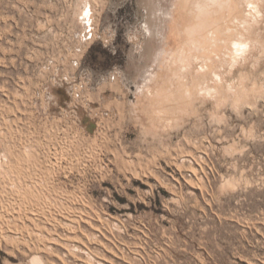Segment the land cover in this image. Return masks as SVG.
Segmentation results:
<instances>
[{
  "label": "rangeland",
  "instance_id": "1",
  "mask_svg": "<svg viewBox=\"0 0 264 264\" xmlns=\"http://www.w3.org/2000/svg\"><path fill=\"white\" fill-rule=\"evenodd\" d=\"M0 167V264H264V0H0Z\"/></svg>",
  "mask_w": 264,
  "mask_h": 264
},
{
  "label": "bare ground",
  "instance_id": "2",
  "mask_svg": "<svg viewBox=\"0 0 264 264\" xmlns=\"http://www.w3.org/2000/svg\"><path fill=\"white\" fill-rule=\"evenodd\" d=\"M4 153H5V152H4ZM3 156H5V155H3ZM6 157H7V156H6ZM0 168H1V167H0ZM11 185H12V184H11ZM44 195H45V194H44ZM94 235H95V234H94ZM48 247H49V246H48ZM71 247H72V246H71ZM84 250H85V249H84ZM84 250H83V251H84ZM36 255H37V254H36ZM87 255H88V254H87ZM88 256H89V255H88ZM31 257H33V255H31ZM31 257H30V258H31ZM34 257H35V256H34ZM92 257H93V256H92ZM92 257H91V258H92ZM38 258H40V257H38ZM41 258H42V257H41ZM92 260H93V259H92ZM102 264H103V263H102Z\"/></svg>",
  "mask_w": 264,
  "mask_h": 264
}]
</instances>
